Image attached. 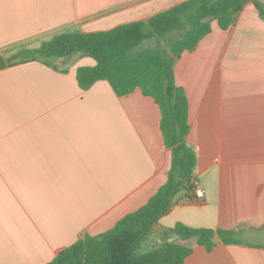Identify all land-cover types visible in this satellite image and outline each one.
Instances as JSON below:
<instances>
[{
    "label": "crops",
    "instance_id": "1",
    "mask_svg": "<svg viewBox=\"0 0 264 264\" xmlns=\"http://www.w3.org/2000/svg\"><path fill=\"white\" fill-rule=\"evenodd\" d=\"M181 1L0 0V54L66 29L147 19ZM55 63L0 69V264L51 261L84 233L111 228L166 180L170 150L156 102L139 88L116 96L105 80L81 89L75 69L94 64L90 57ZM174 73L188 98L204 196L178 194L141 244L159 246L177 221L234 229L258 246L193 243L184 264H264V20L253 0L228 29L213 20Z\"/></svg>",
    "mask_w": 264,
    "mask_h": 264
},
{
    "label": "trees",
    "instance_id": "2",
    "mask_svg": "<svg viewBox=\"0 0 264 264\" xmlns=\"http://www.w3.org/2000/svg\"><path fill=\"white\" fill-rule=\"evenodd\" d=\"M249 0H184L147 19L119 24L109 30L82 32L66 29L42 41L38 47L20 46L9 55L0 54V69L26 61H39L58 69V59L79 54L94 60L78 65L75 78L81 89L105 80L116 96L139 88L160 109L163 145L170 150L166 180L136 210L125 214L104 232L84 233L44 264H184L193 243L211 251L216 240L224 244L258 246L227 228L193 227L177 221L162 232V243L140 252L141 243L152 233L157 220L166 214L176 196L196 200L195 146L188 141L189 104L184 88L177 83L174 64L185 50H192L211 31V22L225 30ZM264 20V3L253 0ZM174 35L167 39V35ZM159 37L155 47L136 49L144 40ZM66 71V70H63ZM174 234L178 241L168 240Z\"/></svg>",
    "mask_w": 264,
    "mask_h": 264
},
{
    "label": "rangeland",
    "instance_id": "3",
    "mask_svg": "<svg viewBox=\"0 0 264 264\" xmlns=\"http://www.w3.org/2000/svg\"><path fill=\"white\" fill-rule=\"evenodd\" d=\"M174 34L173 33H169V35H167V39H170ZM158 41H162L161 38L159 37H154V38H151V39H147V40H144L141 44H139L136 49H143V48H151V47H155L157 42ZM34 45H31V46H35V47H38L40 43H33ZM81 56L79 54H75L71 57L68 58V61H73V60H77L79 59ZM67 64V63H66ZM262 240V242H264V239H260ZM151 240L141 244V248H140V252H147L149 250H151L150 248V242Z\"/></svg>",
    "mask_w": 264,
    "mask_h": 264
},
{
    "label": "built area",
    "instance_id": "4",
    "mask_svg": "<svg viewBox=\"0 0 264 264\" xmlns=\"http://www.w3.org/2000/svg\"><path fill=\"white\" fill-rule=\"evenodd\" d=\"M194 194L196 196V200H200L204 196L203 189L197 184H196Z\"/></svg>",
    "mask_w": 264,
    "mask_h": 264
}]
</instances>
